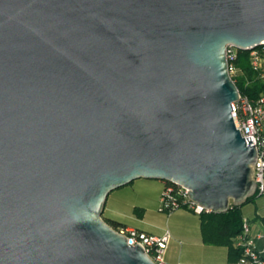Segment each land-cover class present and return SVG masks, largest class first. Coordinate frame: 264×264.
I'll list each match as a JSON object with an SVG mask.
<instances>
[{"label":"water","instance_id":"water-1","mask_svg":"<svg viewBox=\"0 0 264 264\" xmlns=\"http://www.w3.org/2000/svg\"><path fill=\"white\" fill-rule=\"evenodd\" d=\"M229 45H264V0H0V264H156L103 218L140 179L253 197Z\"/></svg>","mask_w":264,"mask_h":264},{"label":"crops","instance_id":"crops-1","mask_svg":"<svg viewBox=\"0 0 264 264\" xmlns=\"http://www.w3.org/2000/svg\"><path fill=\"white\" fill-rule=\"evenodd\" d=\"M166 182L140 179L114 191L108 198L104 218L121 228L137 229L153 236L171 234L166 264H235L227 247L206 245L200 215L186 209L171 214L159 211ZM252 236L264 259V194L242 205Z\"/></svg>","mask_w":264,"mask_h":264},{"label":"built area","instance_id":"built-area-1","mask_svg":"<svg viewBox=\"0 0 264 264\" xmlns=\"http://www.w3.org/2000/svg\"><path fill=\"white\" fill-rule=\"evenodd\" d=\"M238 51L235 46H227V59L231 76L237 73L234 62ZM250 64L257 77L264 82V45L249 51ZM233 118L236 128L247 140L251 137L253 145L258 150V159L254 166V179L257 184L258 195L264 194V94L257 101L248 97H240L233 104ZM189 190L183 186L169 183L166 185L160 200L159 211L171 214L176 210L187 208L196 214L204 210L193 203L188 194ZM128 239L130 246L139 244L146 254L156 264H166L165 255L171 240V234L153 236L137 229L127 228L117 230ZM236 248L242 250V256L236 264H264L262 252L258 249L256 239L252 236L248 220L244 219L242 233L238 236Z\"/></svg>","mask_w":264,"mask_h":264},{"label":"trees","instance_id":"trees-1","mask_svg":"<svg viewBox=\"0 0 264 264\" xmlns=\"http://www.w3.org/2000/svg\"><path fill=\"white\" fill-rule=\"evenodd\" d=\"M249 56V51H238L237 60L234 62L237 73L232 75V79L242 97H248L252 101H257L264 94V82L253 71ZM167 184L169 183L166 182ZM259 196L256 192L246 203L254 202ZM183 209L187 210V208ZM200 219L204 243L210 246L227 247L231 261L236 264L242 256V250L235 246L236 240L243 230L244 217L242 206L231 207L228 212L219 214L203 211L200 214ZM105 221L115 230L124 229L118 223ZM262 222L264 224V218Z\"/></svg>","mask_w":264,"mask_h":264}]
</instances>
